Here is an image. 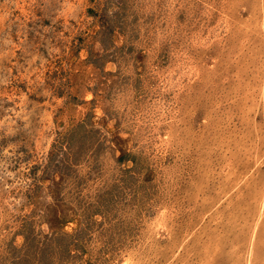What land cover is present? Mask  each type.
Returning a JSON list of instances; mask_svg holds the SVG:
<instances>
[{
    "label": "rangeland",
    "instance_id": "rangeland-1",
    "mask_svg": "<svg viewBox=\"0 0 264 264\" xmlns=\"http://www.w3.org/2000/svg\"><path fill=\"white\" fill-rule=\"evenodd\" d=\"M0 264H264V0H0Z\"/></svg>",
    "mask_w": 264,
    "mask_h": 264
},
{
    "label": "bare ground",
    "instance_id": "bare-ground-1",
    "mask_svg": "<svg viewBox=\"0 0 264 264\" xmlns=\"http://www.w3.org/2000/svg\"><path fill=\"white\" fill-rule=\"evenodd\" d=\"M213 127V126H212Z\"/></svg>",
    "mask_w": 264,
    "mask_h": 264
}]
</instances>
